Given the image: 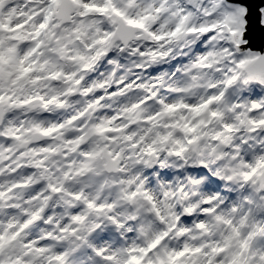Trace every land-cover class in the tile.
I'll list each match as a JSON object with an SVG mask.
<instances>
[{
  "label": "clouds",
  "instance_id": "obj_1",
  "mask_svg": "<svg viewBox=\"0 0 264 264\" xmlns=\"http://www.w3.org/2000/svg\"><path fill=\"white\" fill-rule=\"evenodd\" d=\"M50 6L51 0L0 3V128L13 126L27 140L0 138V185H17L0 200V233H18L0 260L60 264L56 253L69 249L65 264H108L96 248L147 245L167 229L150 256L154 264L158 257L168 264L166 253L185 245L210 252L229 228L215 219L218 212L234 221L249 214L245 233L253 219L264 221V80L237 74L233 55L209 54L229 47L227 33L202 41V34L187 31L214 18L206 15L212 0H61L42 28ZM178 25L175 37L166 35ZM23 67L30 71L16 79ZM167 104L178 106L165 110ZM58 122L63 127L49 136L33 128ZM97 124L107 126L97 131ZM81 134V143H67ZM45 145L56 150L30 151ZM41 158L43 167L28 163ZM249 165L256 172L245 180ZM86 200L105 207L90 209ZM204 207L215 210L206 214ZM25 208L43 211L30 220ZM75 213L85 220L72 222ZM201 220L207 230L198 226ZM65 224L77 234L61 233ZM250 243L252 250L264 249V231ZM245 255L260 261L251 251ZM208 260L185 253L173 264Z\"/></svg>",
  "mask_w": 264,
  "mask_h": 264
},
{
  "label": "snow or ice",
  "instance_id": "obj_2",
  "mask_svg": "<svg viewBox=\"0 0 264 264\" xmlns=\"http://www.w3.org/2000/svg\"><path fill=\"white\" fill-rule=\"evenodd\" d=\"M3 0H0L2 3ZM61 0H51V5L48 9H46V16L44 24H41L43 28L47 23V20L50 18L51 13L54 11H58L59 4ZM74 2L79 3L80 0H74ZM255 4V0H244V2H240V0H228L226 3L225 0H212V6L206 9L207 14H213L214 18L209 20L206 23H201L199 26H192L187 29L188 32L191 33H200L201 40H211L215 39L216 37L213 35L214 32H221L227 33V40L229 42V47L224 49H212L209 54L213 56L217 55H233L234 56V63L236 65V69L239 72H243L246 74V79L251 80H264V0L260 3V5L256 8L253 7ZM86 7L93 8L98 7L97 5H86ZM107 5L104 8H98L99 11H104ZM118 15L123 16L124 14L119 9H114ZM127 22L130 24H138L143 26L142 20H134L131 18H127ZM181 31V26L178 25L175 31L166 33V35L170 37H175L177 33ZM111 35V33H109ZM155 36V34L153 33ZM156 39H160L159 36L155 37ZM2 42V41H0ZM91 47V45H88ZM12 49H9L11 51ZM235 50V52H233ZM35 51V48L30 49L29 53ZM3 59V54L0 53V60ZM22 64V61H21ZM90 63H85L83 65L84 68L90 67ZM234 70V71H235ZM2 71V68H0ZM30 71V68L23 67L19 72V75L16 79H20L21 76H24L26 73ZM71 75H69V79H71ZM235 77H231V79ZM38 79V77H37ZM82 79V78H81ZM76 83H80L78 79ZM90 89H85V91H89ZM67 91L72 92L73 89L69 88ZM0 99H3L0 97ZM55 97H53V100ZM213 97H210L208 100H205L202 105L198 106L199 109L207 106L210 100ZM47 104V101L45 102ZM63 103V101H60ZM178 105L175 104H167L165 105V110L170 108H174ZM253 106H258L255 101H253ZM216 115V112L212 113ZM114 117H110L112 119ZM71 119H77L76 116H72ZM107 125L97 124L96 130L103 131ZM62 123H54L48 126H41L40 124H33V128L37 131L41 132L45 136H49L55 133L58 129L62 128ZM225 127H231V125H225ZM9 137L13 140H19L21 143H27V140H23L21 138V134L19 131L16 130L13 126H8L6 128H0V138ZM83 140V134L77 135L72 137L71 139L67 140L68 144H79ZM11 147V145L9 146ZM55 148L49 147L47 145L42 146L39 149H30V151L36 152H53ZM27 153H20L21 156L26 155ZM85 155H93V153H85ZM21 163H24L21 161ZM32 166L35 167H43L42 158L36 159L33 161L28 162ZM259 163H264V158L259 160ZM251 167V171H245L242 173L243 179H249L253 173L256 172V167ZM2 171V169H0ZM67 175V173H65ZM21 185L24 182H18ZM17 185H11L8 188H5L3 185H0V200L7 199V193L11 191L12 188L16 187ZM48 187L52 189V191L58 192L61 189L58 188L56 185L49 184ZM72 195L76 196L78 199L80 198V193H72ZM149 201H152L153 211L159 217L161 221L165 219L163 215H160V208L156 206L155 201L149 195L147 197ZM207 201L212 202L213 197L209 196L206 198ZM88 208H96V209H103L105 207L104 204H96L92 200L85 201ZM15 207V205H13ZM192 209L186 208L185 211H191ZM204 213H211L215 209L214 207H204L201 209ZM233 210H238L237 205H233ZM24 211L26 213L30 212V220L38 219L43 211V208L31 210L25 208ZM251 210H249L250 212ZM215 219L217 221H222L224 224L228 225V230L222 235L220 241H216L213 243V246L210 250L204 251L203 245H198L196 247H190L185 245V247L181 250H173L172 252L166 253L168 257V264H173L176 257L183 256L185 253H203V255L208 256V264H264V249L262 250H252V245L250 241L256 236L258 231H264V221H257L253 219L251 221V229L246 233L243 229L246 226H249V214H243L239 217L238 221H234L232 217H228L223 215L222 213H217ZM85 220L84 214L75 213L71 216L72 222L82 223ZM29 221H25L21 227H24ZM201 228L206 229L205 221L201 220L199 225ZM170 227H176L172 225ZM178 231L183 233L187 231L186 228L180 227ZM61 233H69L71 235H76L78 232L77 227H70L69 224H65L63 227L60 228ZM18 235L17 232H12L10 234L0 233V250H2L6 245H8L12 240L16 238ZM168 235V230H164L159 232L155 235L153 239H151L147 245H132L126 249H115L112 251H108L101 248H96L95 251L98 255L102 256L108 264H145V257H148L146 264H154L150 256L151 250L155 249L156 246L166 238ZM45 236L51 238V233H45ZM59 238V237H57ZM84 238V237H79ZM235 240L237 248L233 249V241ZM29 245H32L33 242L29 241ZM44 248H38L37 251H44ZM251 251L253 256L258 255L260 257V261L252 262L249 260L248 256L245 253ZM123 252L128 253L127 256L122 255ZM70 254L69 249H65L63 251H58L55 255V259L60 262V264H65V257ZM159 264H165L163 258H159ZM0 264H8L6 261L0 260Z\"/></svg>",
  "mask_w": 264,
  "mask_h": 264
},
{
  "label": "water",
  "instance_id": "obj_3",
  "mask_svg": "<svg viewBox=\"0 0 264 264\" xmlns=\"http://www.w3.org/2000/svg\"><path fill=\"white\" fill-rule=\"evenodd\" d=\"M240 2H244V0H240ZM262 0H255V4L253 5L254 8L258 7Z\"/></svg>",
  "mask_w": 264,
  "mask_h": 264
}]
</instances>
